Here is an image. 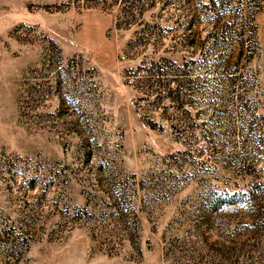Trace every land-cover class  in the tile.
Masks as SVG:
<instances>
[{
  "label": "rangeland",
  "instance_id": "rangeland-1",
  "mask_svg": "<svg viewBox=\"0 0 264 264\" xmlns=\"http://www.w3.org/2000/svg\"><path fill=\"white\" fill-rule=\"evenodd\" d=\"M0 264H264V0H0Z\"/></svg>",
  "mask_w": 264,
  "mask_h": 264
}]
</instances>
